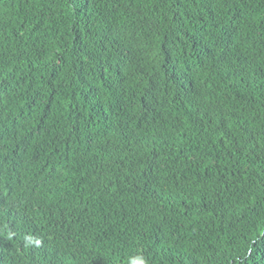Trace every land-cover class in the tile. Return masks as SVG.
<instances>
[{"label":"trees","instance_id":"trees-1","mask_svg":"<svg viewBox=\"0 0 264 264\" xmlns=\"http://www.w3.org/2000/svg\"><path fill=\"white\" fill-rule=\"evenodd\" d=\"M0 264H264V0H0Z\"/></svg>","mask_w":264,"mask_h":264},{"label":"clouds","instance_id":"clouds-1","mask_svg":"<svg viewBox=\"0 0 264 264\" xmlns=\"http://www.w3.org/2000/svg\"><path fill=\"white\" fill-rule=\"evenodd\" d=\"M24 205H13L2 204L0 205V235L2 234H17L24 229L25 216Z\"/></svg>","mask_w":264,"mask_h":264}]
</instances>
